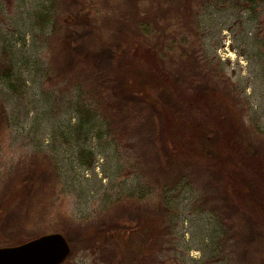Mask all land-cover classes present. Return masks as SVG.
I'll return each instance as SVG.
<instances>
[{
  "label": "rangeland",
  "instance_id": "obj_1",
  "mask_svg": "<svg viewBox=\"0 0 264 264\" xmlns=\"http://www.w3.org/2000/svg\"><path fill=\"white\" fill-rule=\"evenodd\" d=\"M73 1L0 0V240L61 232L64 264H107L121 237L129 264H264V0H91L104 40ZM158 23L152 69L126 42ZM114 40L126 109L89 76Z\"/></svg>",
  "mask_w": 264,
  "mask_h": 264
},
{
  "label": "trees",
  "instance_id": "obj_2",
  "mask_svg": "<svg viewBox=\"0 0 264 264\" xmlns=\"http://www.w3.org/2000/svg\"><path fill=\"white\" fill-rule=\"evenodd\" d=\"M75 1H79V0H75ZM75 1H73V3H75ZM88 3H89V8L87 9V11H84L85 8H83L81 10L79 9L78 12H77V16L81 15L80 12H82L83 15H84V16H82V17H84V20L80 19L79 23H80L81 27H84V29L86 30L85 34L91 33L92 35L93 34L97 35L101 40H104V37L106 35H108L107 34L108 33L107 32L108 31V27H110L109 26L110 23L108 22L109 18L105 14L103 15L102 13L96 12L95 9H94L95 15L93 16L90 13V7L94 6L95 3L93 1H91V0H88ZM80 6H81V4H80ZM136 12H138V10H136ZM136 12H135V14H137ZM133 14H134V12H133ZM106 18H108V19L106 20ZM157 25L159 27L160 36L156 37L154 39V41H149L147 43V42H145L143 37L142 38L141 37H133L131 40H129V42H126V44H127L126 47H128V48L132 47L130 53H133L134 58L136 57L135 54L137 55L138 52H140V51L144 52L146 63L152 69L156 65L158 66V68H161V65H164V63H162V59L164 57L163 56L164 53H162V47L168 40V38L165 39V37H163L166 34L165 27L163 25H159V23ZM137 28H138V30L140 29V32L142 31V33H143V31L147 30L148 27L145 26V25L143 26L142 24H140L139 27L137 26ZM137 32H133V34H136ZM169 36H170V33H169ZM80 39H81V37H80ZM95 39H97V38L95 37ZM128 43H131V44H128ZM108 44L110 45V49H111V50L109 49L110 52H111V56L109 58V62H110V66H109L110 69L109 70H110V72H108L107 70L104 72V69L100 70V71H95V70L92 71V70H90L89 71V76L94 77V80L97 81L96 87L97 86H104V87H107L108 90L113 92L112 94H113L114 98L117 96L116 100L120 99V102L123 103V108L126 109V108H128V105H129L130 101L123 102V99L125 97H129L130 95H132V91H135V89H133V82H131V79H133V77H132V75H133L132 73L133 72L130 71L131 66L134 63V61L132 59H130V58H126V54H123V52H122V54L125 57L126 61L124 62L123 61L124 59H120L119 62H118V65H116V66L117 67L120 66L121 69L115 68L114 67L115 63H116L115 61H116V59L118 60V58H120V55H121V53L119 52V49L122 48L121 47V42H119V41L116 42V40H114V42L110 41ZM123 45H124L123 48L125 49V43H123ZM117 46H119L118 47L119 49H117ZM84 49H85V51L82 50V52H84L83 55L87 56V55H89V54H91L93 52V47L88 46L86 44H85ZM90 51H91V53H90ZM69 53L70 54L76 53V60L80 61V63H82L81 60L79 59V57H81L83 59V56H80L79 54H77L76 51L75 52L70 51ZM73 56H75V55L70 56V59ZM130 60H132V61H130ZM165 69H166V72L169 71L167 69V67H165ZM10 74L11 73L8 70L6 72V74H5V77H8ZM13 84L10 83V87L14 86ZM96 87H95V93L96 92L100 93L101 91H98V89H96ZM163 100H166V101L169 102L170 101L169 100V95H165L163 97ZM110 107H114V106L110 104ZM164 113L168 114V111H166V110L163 111L162 115ZM2 115L3 114H1V116ZM108 117L109 118H108L107 122L109 124H112V126H113L114 117H115V114L113 113V111H110V113H108ZM165 119H166V115H165ZM176 129H179V132H181L180 128H177L175 123L172 120L171 123H170V132L171 131H176ZM201 141H202V145L208 143L206 138H203V137H201ZM144 230L145 229H141L140 233L143 234ZM121 239H122L121 241L123 243L122 246H124V245L127 246V243H126V240H125L126 237H121ZM13 244H15V243L10 242V241H5L3 239L0 240V246L13 245ZM122 246L119 248L120 250L122 249ZM119 249L111 250V249L108 248V245L102 244L100 250H101L102 254H105L106 257L108 258L107 261H106L107 264H129L128 259L127 258H123V256H121V251ZM116 250H118V251H116Z\"/></svg>",
  "mask_w": 264,
  "mask_h": 264
},
{
  "label": "water",
  "instance_id": "obj_3",
  "mask_svg": "<svg viewBox=\"0 0 264 264\" xmlns=\"http://www.w3.org/2000/svg\"><path fill=\"white\" fill-rule=\"evenodd\" d=\"M70 251L61 232H50L19 244L0 246V264H61Z\"/></svg>",
  "mask_w": 264,
  "mask_h": 264
}]
</instances>
